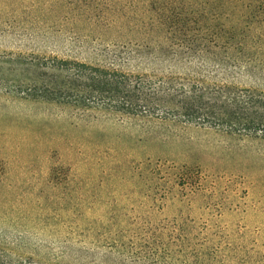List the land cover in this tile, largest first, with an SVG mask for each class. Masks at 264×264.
<instances>
[{
  "label": "rangeland",
  "instance_id": "1",
  "mask_svg": "<svg viewBox=\"0 0 264 264\" xmlns=\"http://www.w3.org/2000/svg\"><path fill=\"white\" fill-rule=\"evenodd\" d=\"M53 56L264 90V0H0V264H264L263 138L29 99Z\"/></svg>",
  "mask_w": 264,
  "mask_h": 264
},
{
  "label": "trees",
  "instance_id": "2",
  "mask_svg": "<svg viewBox=\"0 0 264 264\" xmlns=\"http://www.w3.org/2000/svg\"><path fill=\"white\" fill-rule=\"evenodd\" d=\"M30 64L39 76L21 91L81 118L94 104L130 118L264 139V90L212 81L208 74L131 73L57 56Z\"/></svg>",
  "mask_w": 264,
  "mask_h": 264
}]
</instances>
